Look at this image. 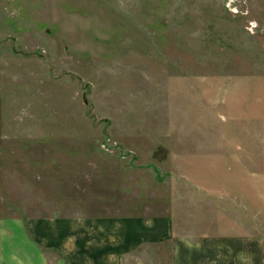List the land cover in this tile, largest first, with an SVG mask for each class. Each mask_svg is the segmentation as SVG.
<instances>
[{
	"label": "rangeland",
	"instance_id": "1",
	"mask_svg": "<svg viewBox=\"0 0 264 264\" xmlns=\"http://www.w3.org/2000/svg\"><path fill=\"white\" fill-rule=\"evenodd\" d=\"M130 213L264 235V0H0V218Z\"/></svg>",
	"mask_w": 264,
	"mask_h": 264
},
{
	"label": "crops",
	"instance_id": "2",
	"mask_svg": "<svg viewBox=\"0 0 264 264\" xmlns=\"http://www.w3.org/2000/svg\"><path fill=\"white\" fill-rule=\"evenodd\" d=\"M220 213L223 224L226 212ZM205 226L202 219L192 230L178 232L173 215L149 213L3 217L0 264H127L141 244L166 239L171 264H264V235L245 225L209 234Z\"/></svg>",
	"mask_w": 264,
	"mask_h": 264
},
{
	"label": "built area",
	"instance_id": "3",
	"mask_svg": "<svg viewBox=\"0 0 264 264\" xmlns=\"http://www.w3.org/2000/svg\"><path fill=\"white\" fill-rule=\"evenodd\" d=\"M253 27H256V24L255 23H251Z\"/></svg>",
	"mask_w": 264,
	"mask_h": 264
}]
</instances>
